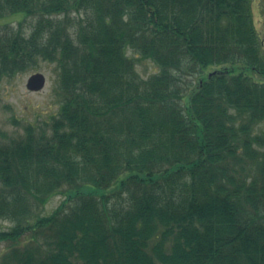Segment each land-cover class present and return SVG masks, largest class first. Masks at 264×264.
<instances>
[{
	"label": "trees",
	"instance_id": "obj_1",
	"mask_svg": "<svg viewBox=\"0 0 264 264\" xmlns=\"http://www.w3.org/2000/svg\"><path fill=\"white\" fill-rule=\"evenodd\" d=\"M0 20V81L55 62L61 99L0 129V264H264L253 0H0Z\"/></svg>",
	"mask_w": 264,
	"mask_h": 264
},
{
	"label": "rangeland",
	"instance_id": "obj_2",
	"mask_svg": "<svg viewBox=\"0 0 264 264\" xmlns=\"http://www.w3.org/2000/svg\"><path fill=\"white\" fill-rule=\"evenodd\" d=\"M261 6H264V1L253 0V11L257 28L259 30L260 37L264 38V23L262 24V16H259L262 15ZM5 20H8L14 25H23L24 30L29 33L36 22V17H24L18 14L9 15ZM129 53L136 57L137 69L142 77L147 78L158 71V66L153 60L142 57L140 53H135L134 50H130ZM214 69H216V67H208L203 71L201 70V72H197L193 76H186V83L188 80H192L191 82H193L195 86L200 76L206 75ZM36 71L45 73L47 77V85L43 90L34 92L28 90L26 82L28 77ZM253 76L257 79H263L261 74H253ZM58 78L59 74L57 64L55 62L41 60L37 69L28 73H21L12 78H5L1 80L0 129L13 134L22 130L23 124L26 122L49 121L53 115L58 114L61 101L57 92ZM193 87L190 86L189 90ZM189 90L187 93H189ZM64 198L65 194L63 193H58L52 196L48 203L44 206L42 214H50L53 212V210L60 205ZM12 224L13 223L10 220L0 219V231L9 228Z\"/></svg>",
	"mask_w": 264,
	"mask_h": 264
},
{
	"label": "water",
	"instance_id": "obj_3",
	"mask_svg": "<svg viewBox=\"0 0 264 264\" xmlns=\"http://www.w3.org/2000/svg\"><path fill=\"white\" fill-rule=\"evenodd\" d=\"M46 76L43 72H35L30 75L27 81V87L30 90L38 91L45 87Z\"/></svg>",
	"mask_w": 264,
	"mask_h": 264
},
{
	"label": "flooded vegetation",
	"instance_id": "obj_4",
	"mask_svg": "<svg viewBox=\"0 0 264 264\" xmlns=\"http://www.w3.org/2000/svg\"><path fill=\"white\" fill-rule=\"evenodd\" d=\"M262 1H264V0H262ZM261 14L262 15H259V16H262L261 18L263 19V22H262V24H263L264 23V6H261ZM255 22H256V19H255ZM256 25H257V23H256ZM262 42L264 44V38H262Z\"/></svg>",
	"mask_w": 264,
	"mask_h": 264
}]
</instances>
